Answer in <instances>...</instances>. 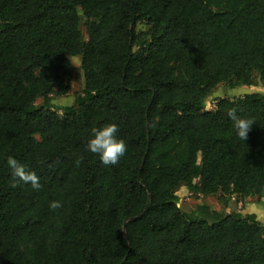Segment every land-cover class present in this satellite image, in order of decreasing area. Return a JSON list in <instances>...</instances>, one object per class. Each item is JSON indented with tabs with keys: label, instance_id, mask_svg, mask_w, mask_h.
Listing matches in <instances>:
<instances>
[{
	"label": "trees",
	"instance_id": "1",
	"mask_svg": "<svg viewBox=\"0 0 264 264\" xmlns=\"http://www.w3.org/2000/svg\"><path fill=\"white\" fill-rule=\"evenodd\" d=\"M76 57L77 108L57 107ZM256 76L264 0H0V264H264L255 214L187 213L177 195L263 197L264 95L205 109ZM233 107L253 121L243 141ZM112 122L127 150L105 166L85 145ZM9 155L39 190L11 186Z\"/></svg>",
	"mask_w": 264,
	"mask_h": 264
},
{
	"label": "rangeland",
	"instance_id": "2",
	"mask_svg": "<svg viewBox=\"0 0 264 264\" xmlns=\"http://www.w3.org/2000/svg\"><path fill=\"white\" fill-rule=\"evenodd\" d=\"M80 14L83 16L81 11ZM145 30H147L145 25H137L138 32ZM83 32L87 39L85 26H83ZM71 62L75 67L74 72L68 79L71 91L67 96L54 98V104L57 107L69 106L77 108L76 98L82 94L85 86L84 74L81 69V58H71ZM251 93H260L264 95V83L258 76L255 77V84L251 87L241 86L238 88H232L228 84H220L209 94L205 103V109L208 111L214 110L219 99H239ZM42 103V99L36 101L37 106ZM59 113H61V111H59ZM177 195L180 200L178 206L187 213L196 212L200 205H208L225 214L232 212H237L242 215L255 214L257 220L264 225V193L261 198H241L237 195L223 197L220 193L204 197L202 195L192 194L186 188H180L177 191Z\"/></svg>",
	"mask_w": 264,
	"mask_h": 264
},
{
	"label": "clouds",
	"instance_id": "3",
	"mask_svg": "<svg viewBox=\"0 0 264 264\" xmlns=\"http://www.w3.org/2000/svg\"><path fill=\"white\" fill-rule=\"evenodd\" d=\"M227 116L233 123L235 135L242 141L247 139L253 121L238 115L235 107L228 110ZM118 131L119 127L116 123H107L100 127H93L87 139L86 150L97 154L100 162L105 166L116 165L127 150L126 142L118 136ZM6 163L13 178L12 187H16L17 182H20L29 184L33 190L41 188L39 177L35 171L30 170L24 163L11 155L7 157ZM80 163L81 159L78 158L76 160L77 166ZM61 207L62 204L59 200L49 202V208L52 210Z\"/></svg>",
	"mask_w": 264,
	"mask_h": 264
}]
</instances>
